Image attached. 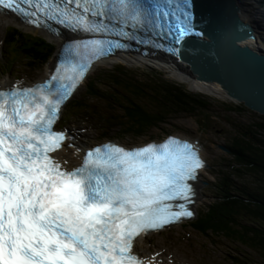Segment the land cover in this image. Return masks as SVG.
I'll return each instance as SVG.
<instances>
[{
	"label": "snow or ice",
	"instance_id": "1",
	"mask_svg": "<svg viewBox=\"0 0 264 264\" xmlns=\"http://www.w3.org/2000/svg\"><path fill=\"white\" fill-rule=\"evenodd\" d=\"M0 6L35 26L54 21L93 37L70 41L69 57L44 82L0 91V264H146L135 252L137 238L193 216L190 182L205 167L195 146L175 138L134 149L109 142L69 171L50 155L67 138L53 125L93 61L126 41L145 43L136 38L142 29L174 45L203 37L192 0H0Z\"/></svg>",
	"mask_w": 264,
	"mask_h": 264
},
{
	"label": "trees",
	"instance_id": "2",
	"mask_svg": "<svg viewBox=\"0 0 264 264\" xmlns=\"http://www.w3.org/2000/svg\"><path fill=\"white\" fill-rule=\"evenodd\" d=\"M262 5L264 7V0ZM7 42L13 51L11 54H18L11 69L10 65H5L10 72L16 65H24L26 69L32 70L39 64H47L55 51L45 39L26 35L20 30H14L13 34L9 32ZM151 72L140 73L118 64L98 74L86 86L87 93L84 96L87 100L76 97L68 105L65 111L68 115L63 118L61 126L64 127L68 119L72 120L78 115L97 121L100 125L119 121L123 131L119 139L123 140L132 134L139 139L146 132L166 124L167 118L184 115L208 117L206 112L210 111L212 105L209 97L191 93L182 85L171 83L164 76L160 78ZM92 101H100L109 107L113 104L114 108L124 113L118 120L109 112L97 110ZM225 107L227 111L238 114L251 112L244 105ZM79 110L80 113L75 114ZM251 114L259 118L247 126L235 125L233 129V137L229 146H226L228 164L217 173L219 184L214 186L216 196L213 203L189 224L203 237L229 241L235 246L236 253L248 247L249 253L264 264V116ZM110 131L111 127L105 129L103 138L109 137ZM244 254L240 253L245 257Z\"/></svg>",
	"mask_w": 264,
	"mask_h": 264
},
{
	"label": "rangeland",
	"instance_id": "3",
	"mask_svg": "<svg viewBox=\"0 0 264 264\" xmlns=\"http://www.w3.org/2000/svg\"><path fill=\"white\" fill-rule=\"evenodd\" d=\"M255 6L256 10H258L262 14L264 13V9L261 8L257 3L255 4ZM260 19L262 21L261 17ZM15 25H18L19 27L23 28L21 29V32L26 35H38V39H43L40 37V35L42 34L51 41V43H49L45 39L49 46H52L53 42L55 43L56 47L58 46V43L55 41L54 38L48 37L46 34L41 33L38 30L34 31V29L31 30L19 24ZM9 26L8 29H10L13 24ZM12 30L13 29H10V31ZM261 34L264 38V32ZM5 45L6 42L4 41V47L9 48V46ZM4 47L0 53V61L3 59ZM54 50L56 49L54 48ZM9 57H12V55L10 54ZM54 57L55 55L49 63L39 64L37 65L36 69L32 70L20 69L19 67L25 66L16 65L18 67H16L15 70L18 71L19 74L14 73V75L17 77V79L19 78V80L22 82L33 83L41 81L46 78V71L49 70V67ZM118 63L125 65L140 73L153 71L156 73L157 76H160V78L164 76L165 80L174 84L182 85L187 91L191 93L202 94L204 96L209 97V99L211 100V109L210 111L206 112L208 117L195 118L184 115L179 117L167 118L166 124H162L159 128H154L151 131L146 132V134L141 138H135L133 136L136 135L132 134L128 138H123L122 142H120L129 147H133L137 145H142L152 140L160 141L168 135H175L183 139L199 142L203 146L202 154L206 161H208V168L206 172H204L203 175L200 177L201 182L199 183V197L197 199L198 202L195 207L199 216V214L204 210V208L213 203L214 196H216L214 192V186H216V184H219L217 173H220L223 169V166L228 164L227 160H229V157L226 146H229L230 140L233 137V129L235 128V125L240 124V126H247L253 121H256L259 117L252 115L251 112H241L240 114H238L236 112L233 113L227 111L228 108H226L225 106L241 107L243 104L232 102L228 98H220L211 94L209 95L204 92L194 91L190 88L189 83L182 81L184 79L171 76L169 71H165V66L158 65L157 67H145L141 65H133L129 62H123L122 60L114 62L107 61L105 63L100 64V66L96 67V69H94L90 73L81 88L77 91V93L73 97V100L76 97L80 98V100L83 101L87 100L86 96H84V94L87 93V91L85 90L87 84H89L94 78H96L98 74L106 72V70L110 69L112 66H115ZM14 75H12V80H15ZM4 76L0 74V83L7 79ZM92 102L94 103L95 108L97 110L103 113L109 112L111 113L110 115L116 117L118 120L122 117V113H124L121 109H118L116 107L114 108L113 104H110L109 107V105L104 106L100 101ZM96 102L98 103L96 104ZM79 113L80 110L75 111V114ZM66 115H68V112L66 113ZM88 117H90V115ZM76 119H81V117L78 115L76 116ZM95 122L96 121L90 118L84 120H74L70 122V128L71 131H75L76 129L80 136V141L89 145V143L91 142L97 143L95 142V140L99 139L100 134H102L99 129H95ZM104 126H106V129H110L111 127L109 136L115 138V141L118 142V139L120 137L122 138L123 131L121 130L122 127L119 125V121H110L107 122V124ZM69 148L71 147H66L65 150ZM219 165H221L222 167L218 168ZM213 173H215L216 175H213ZM189 223L190 222H186L182 225L166 229L161 233H156L152 236L150 235L147 238L148 245L145 244L147 245L146 248L150 249L152 252L155 253H162L163 258L166 260L167 263L174 264H233L235 260L243 258L240 255V253L243 252L245 253L244 255L246 257H250L251 254L249 253L250 249L248 247H244V249H242L240 253H236L234 251L235 246L232 245L229 241L223 238L211 240V236L203 237L195 230H193ZM253 258L254 257H251L252 260H256Z\"/></svg>",
	"mask_w": 264,
	"mask_h": 264
},
{
	"label": "water",
	"instance_id": "4",
	"mask_svg": "<svg viewBox=\"0 0 264 264\" xmlns=\"http://www.w3.org/2000/svg\"><path fill=\"white\" fill-rule=\"evenodd\" d=\"M239 4V0H192L195 26L205 36L187 40L180 54L192 76L218 82L231 100L264 116V56L241 45L257 38Z\"/></svg>",
	"mask_w": 264,
	"mask_h": 264
},
{
	"label": "bare ground",
	"instance_id": "5",
	"mask_svg": "<svg viewBox=\"0 0 264 264\" xmlns=\"http://www.w3.org/2000/svg\"><path fill=\"white\" fill-rule=\"evenodd\" d=\"M240 4L239 6L241 7L242 12V18L249 23H252L253 26L255 25L257 30H258V35H257V41H247L245 43H242V46H249L252 48L254 51H258L257 47L263 48V43H262V34L264 32V22L262 23L260 17L261 12H257L256 10V0H239ZM11 24H19L17 21L5 14L0 13V53L3 49L4 41L6 38V33L8 31V26ZM10 27V26H9ZM32 30V29H31ZM36 31V30H34ZM52 37L55 39V41L58 43V45L61 46L63 43V39L60 37H53V36H48ZM49 40V39H48ZM50 41V40H49ZM51 42V41H50ZM123 61V62H129L133 65H141V66H165V71H169L171 76L179 77L184 80V82L190 84V88L194 91L198 92H204L207 94L214 95L216 97L220 98H228L230 101L235 102L231 100L227 96V93L225 92L224 88L222 87L221 84L218 82H206V81H201L198 77L192 76L191 72H189L188 68L182 67V66H177L174 62L164 60L161 58H158L156 56H150V57H145L141 55H129V56H122V57H116V58H109L106 61ZM106 61H101L100 63H105ZM54 62H52V65H54ZM99 63L95 66H93L92 70L95 69L96 66H98ZM90 71V73L92 72ZM46 75L48 77L49 70L46 71ZM89 73V74H90ZM188 81V82H187ZM14 81L11 79V77H7L3 82L0 83V90H5L8 88L13 87L14 85L12 84ZM84 83V82H83ZM77 93V92H76ZM95 129H99L101 127L100 124L95 123ZM74 140L73 143L75 145L74 149H69L66 151L63 149L62 151L56 152L55 153V159L61 164L63 169H70L76 165L79 164V161L82 159V156L84 154V150H86V145L82 141H80V136L78 135L77 130L75 129L74 132H71ZM193 143L196 145V149L199 150L201 153V157L204 158L202 154L203 146L199 142H194ZM89 147V146H88ZM205 160V158H204ZM208 168V165L204 167L200 172L197 177V183H196V195L197 199L199 197V183H200V177L203 175L204 172H206ZM197 199L194 201L193 207L195 208L197 205ZM147 238H139L136 243H135V250L137 253H139L142 257L152 260L155 264H174V263H167L166 260L163 258L162 253L160 252H152L150 249H147Z\"/></svg>",
	"mask_w": 264,
	"mask_h": 264
}]
</instances>
